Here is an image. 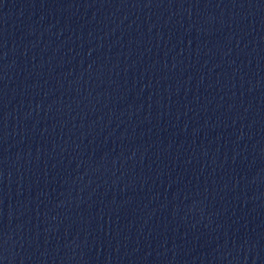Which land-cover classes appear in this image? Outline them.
<instances>
[{
    "label": "water",
    "instance_id": "1",
    "mask_svg": "<svg viewBox=\"0 0 264 264\" xmlns=\"http://www.w3.org/2000/svg\"><path fill=\"white\" fill-rule=\"evenodd\" d=\"M0 264H264V0H0Z\"/></svg>",
    "mask_w": 264,
    "mask_h": 264
}]
</instances>
